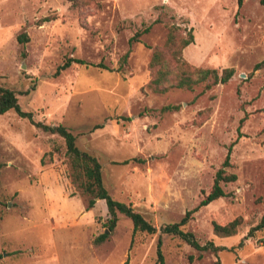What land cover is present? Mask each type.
Here are the masks:
<instances>
[{"label":"rangeland","instance_id":"obj_1","mask_svg":"<svg viewBox=\"0 0 264 264\" xmlns=\"http://www.w3.org/2000/svg\"><path fill=\"white\" fill-rule=\"evenodd\" d=\"M87 1L74 8L71 0H0V87L14 91L35 122L71 131L100 163L110 196L157 232L133 233L123 215L109 232L104 201L86 210L67 177L63 139L9 111L0 115V264H156L159 238L164 264H264V228L248 234L264 216V67L253 70L264 60V5ZM172 26L191 31L187 63L233 69L231 79L208 91L153 92L148 64ZM69 60L85 64L62 69ZM168 105L178 108L161 112ZM229 149L236 181L222 183L227 196L184 227L200 245L225 250L200 254L161 235L210 191ZM237 217L235 236L213 234L212 223Z\"/></svg>","mask_w":264,"mask_h":264},{"label":"trees","instance_id":"obj_2","mask_svg":"<svg viewBox=\"0 0 264 264\" xmlns=\"http://www.w3.org/2000/svg\"><path fill=\"white\" fill-rule=\"evenodd\" d=\"M237 1L238 6L240 7L242 0ZM85 2L88 1L71 0V6L77 8L85 4ZM260 3L264 5V0H260ZM49 20L50 19L47 18L44 19V21ZM146 31L147 29L142 33ZM140 35L141 32L136 33L131 38V42H138ZM18 40L24 43L27 42L28 38L24 35L18 37ZM192 43L193 36L191 31H188L186 35H183L179 27L172 26L169 28L164 50H153L148 64L151 74L148 86L153 92L165 93L170 89L192 91L199 85H202L203 91H208L218 84H226L231 79L234 74L233 69L227 68L219 72L217 69H203L187 63L182 58V50ZM166 54L168 55V58L165 57ZM127 58L128 52L121 57V66L126 63ZM72 62L85 64V62L81 60H69L64 63L61 68L64 69L68 67ZM95 66L104 68L100 64ZM262 67H264V60L261 63L256 64L253 70L256 71ZM24 94L28 95L29 93L26 91ZM177 108V106L168 105L163 107L161 112L177 110ZM9 111H13L22 119H27L33 126L39 128L41 131L57 135L63 139L66 148L65 156L67 158L66 164L68 167L67 177L75 190L79 191L84 198L86 210L92 209L95 206L96 201H104L109 216L106 221V227L109 232H112L116 227L118 215H123L131 221L133 233L144 232L148 235H153L157 232L156 227L149 223L140 213L136 212L129 205L116 201L110 196L103 184L100 163L94 156L81 151L76 146V136L71 131L62 125L50 126L41 122H35L31 112L23 111L21 109L16 93L8 88L0 87V115ZM243 120L240 121V125H242ZM128 162L129 161H123L120 164H127ZM230 167H232V165L230 163L229 149L221 167L215 173L210 191L203 196L198 206L187 211L178 222L160 227V234L178 237L200 254L204 252H219L225 250L224 247H217L212 242L200 245L195 236L191 232L185 231L184 227L191 220L193 213H195L200 207L207 206L208 204L227 196L221 184L233 183L237 179L234 173L227 170V168ZM241 223L242 219L240 217H237L223 226L212 223V231L213 234L218 237H232L236 235L237 228ZM263 228L264 216L254 228L249 230L248 234L250 236L254 231ZM106 238L107 234L103 233L95 240V243H100ZM156 249V264H164L160 238L157 241Z\"/></svg>","mask_w":264,"mask_h":264}]
</instances>
